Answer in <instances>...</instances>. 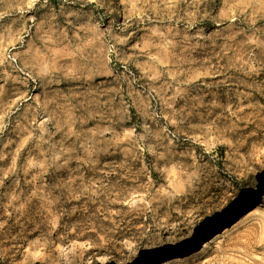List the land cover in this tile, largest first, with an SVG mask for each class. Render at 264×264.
<instances>
[{"label": "rangeland", "instance_id": "374dc122", "mask_svg": "<svg viewBox=\"0 0 264 264\" xmlns=\"http://www.w3.org/2000/svg\"><path fill=\"white\" fill-rule=\"evenodd\" d=\"M160 249L264 264V0H0V264Z\"/></svg>", "mask_w": 264, "mask_h": 264}, {"label": "bare ground", "instance_id": "6f19581e", "mask_svg": "<svg viewBox=\"0 0 264 264\" xmlns=\"http://www.w3.org/2000/svg\"><path fill=\"white\" fill-rule=\"evenodd\" d=\"M193 237H194V239L195 240H199V235L198 234H196L195 236H192V238L190 239V241L193 239ZM219 237V236H218ZM182 251H184V250H182ZM195 251V250H194ZM193 251V252H194ZM169 253V251H167V250H162V249H160V250H157V251H155V252H153V255H150L149 257H148V259H147V263L148 264H161V263H156L155 261L157 260V259H159L160 257H162V256H165V255H167ZM188 254H190V253H188ZM187 254V255H188ZM185 255V253L183 254V255H181V254H179V256H184Z\"/></svg>", "mask_w": 264, "mask_h": 264}]
</instances>
